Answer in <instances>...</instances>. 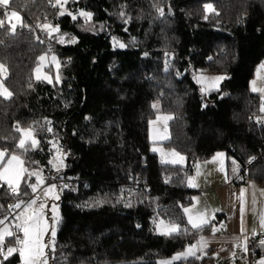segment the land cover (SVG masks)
Returning <instances> with one entry per match:
<instances>
[{
  "label": "trees",
  "instance_id": "trees-1",
  "mask_svg": "<svg viewBox=\"0 0 264 264\" xmlns=\"http://www.w3.org/2000/svg\"><path fill=\"white\" fill-rule=\"evenodd\" d=\"M51 1L12 0L9 9L27 25L15 34L0 6V64L8 70L4 84L12 92L9 100L0 97V149L18 155L28 172L42 169L47 177L53 145L67 154L51 261L158 264L171 259L211 231L212 225L191 229L183 210L195 195L187 179L197 163L225 153L229 168L235 161L243 178L264 181L263 162L247 172L264 148V124L259 121L263 103L249 90L264 63V0L68 4L69 13H91L108 29L97 34L82 31L69 13L61 16ZM209 3L212 12L204 9ZM158 8H163V17ZM46 23L75 39L55 51L61 61L60 86L34 78L39 57L49 48L37 32ZM113 37L126 49H115ZM197 72L223 74L225 80L219 91L203 97L193 79ZM159 114L173 117L165 145L186 159V167L164 165L151 152L149 122ZM17 124L34 129L35 149L16 148ZM4 187L0 220L15 200ZM30 196L27 186L16 200ZM160 221L188 231L159 236L155 229ZM214 263L209 254L176 264ZM2 264H21V259L15 254Z\"/></svg>",
  "mask_w": 264,
  "mask_h": 264
},
{
  "label": "crops",
  "instance_id": "crops-1",
  "mask_svg": "<svg viewBox=\"0 0 264 264\" xmlns=\"http://www.w3.org/2000/svg\"><path fill=\"white\" fill-rule=\"evenodd\" d=\"M262 65L264 63L256 69L249 90L260 97L264 106V67ZM254 81L257 91L252 90ZM217 154L197 163L193 173L187 179V187L194 191L195 195L186 208L207 209L208 222L201 229L193 230H202L212 225L210 233L201 237L193 245L197 248L199 258L212 254L216 261L218 257L220 259L224 257L234 258L239 264H248L239 262L237 258L250 251L252 261V251L258 246H263L260 241L256 245H250V241L264 234V224L258 219L254 221L251 219L256 217V209L260 201H262L264 213V181H260L259 178H243L238 165L233 164L229 168L227 155L222 153L223 155L218 157ZM186 165V159L179 160L178 167H186ZM43 186L45 185H42L40 189ZM45 199L46 201L42 203L47 202L48 199ZM251 207L255 208L254 216L251 214ZM242 208L243 211H241ZM184 214L188 223V216L185 212ZM188 225L192 229L189 223ZM239 244L242 249H236Z\"/></svg>",
  "mask_w": 264,
  "mask_h": 264
},
{
  "label": "rangeland",
  "instance_id": "rangeland-1",
  "mask_svg": "<svg viewBox=\"0 0 264 264\" xmlns=\"http://www.w3.org/2000/svg\"><path fill=\"white\" fill-rule=\"evenodd\" d=\"M11 1L12 0H9V4L7 6H2L7 11L6 21H7V24L9 26H10L9 16H10L11 12L13 11V10L9 9ZM73 2H74V0H61V4L63 6H56V8L58 7L60 12L64 11L65 14L69 13L67 6H68V4L73 3ZM80 13H82V12H76L74 14L70 13V15H72V17L73 16L76 17V19H73V20H78V22H79L78 24H79L80 29L82 31L97 34V33L103 32L104 30H108L107 28H105L104 25H102L98 22H95L93 20L92 14H91V19L86 20L83 15H80ZM61 16H63V15H61ZM11 23H17L18 26H17L16 31L18 30V28H20L19 22L15 21L14 19L11 21ZM44 25H50L52 27H58V26L52 25L50 23H46V24H43V25L37 27V32H38V36H39L40 40H42L46 46H49L48 50L44 51L42 54V55H46L47 59L45 62H43V66L41 67V73L40 74H41V76L49 77L51 79V83H49L47 79L37 80L35 78L36 77L35 71H34V78L38 82H44V83H47V84H50L53 86L54 85L60 86L61 82H62V79H61V61L59 59L58 54L55 51L56 50L58 51V49H60V48H64V47L71 46V45L75 44V39L72 36H70L69 34L61 32L59 27H58L59 32L58 33H52V36L49 37L48 29L44 28ZM10 29H11V26H10ZM11 32H12V29H11ZM61 36L64 37V41H65L64 43L58 42L59 38ZM113 39H114V41H112V42H113L115 49H117V50H125L126 49L127 46L125 44L121 43L120 41H116L115 40L116 38H114V37H113ZM127 43H132V42H127ZM120 44H123L124 47H120ZM49 49H51V51H49ZM53 55L56 57V62H53L51 59V57ZM168 63H169V61L165 60V65H168ZM40 65H41V62L39 61L38 66H40ZM57 76L59 77V80H57ZM216 77H224V79H221L219 81H215L213 78H216ZM193 79L197 83V85L199 86L201 95L203 97H207L209 94L219 91L222 83L225 80V76L223 74L222 75H215V74H210L207 72H197V73H194ZM202 89H203V91H202ZM5 100H9V99H5ZM205 103L208 104L209 102L206 101ZM163 116H170V115L159 114L153 120H151L149 122V140L151 143V152L159 158V160L161 161L162 164L177 167V166H179V160H181L180 157H183V156L165 145V143H167L170 140L169 123L172 119L168 120V121H163V120L157 119L158 117H163ZM259 121L262 124H264V112H262V116L259 118ZM165 127H166V130H165ZM57 148L59 149V151H57ZM53 149H54L53 158L50 161V169H49V172H51V175L49 177L45 176L42 169L30 170L29 172L39 173L40 178L42 179L43 183L37 184V179L35 176L28 177V174L25 173L24 177L21 179L20 189H19V191L21 192L22 189L27 188V184L24 183L25 179H29V180L33 179L34 184H37V191L35 193H33L31 187H29V191L32 193V197L31 196L29 197V199L31 200L33 198V196L35 198H37L36 194L39 192V189L42 185H45L47 188L51 185L56 186L55 189H53L52 192H50L47 196H45V194H44V197L48 199L47 202L44 203L45 208H44V212H43V215L46 218V222L49 225V229L43 237V243L48 245V247H46L44 250L45 251V257L47 258V264H53V262L51 261L50 253L53 252L55 249V240H56V236H55L54 244H52V238H51V227L53 224V221L51 219L53 216L52 206L53 205L57 206V216L59 218V223L55 225V230H56V235H57V229H58V225L60 224V219H61L60 218V200H61V197L64 193L63 185H66V184H64V181H62V179H60V178H62L63 173L65 171L67 154H65L64 151L57 144L53 145ZM153 149H156V150L154 151ZM20 160L22 161L21 158H20ZM182 160L183 161L185 160L184 157ZM173 161H175V162H173ZM22 166L24 167L23 164H22ZM47 178H48V180H47ZM2 184H3V181H0V185H2ZM253 186H255V185H253ZM5 187H7V186L5 185ZM57 195L59 196V199H55V196H57ZM35 198H33V199H35ZM45 201H46V199H45ZM45 201H43V202H45ZM25 202H27V201H25ZM41 203L42 202L38 198L36 200V204L32 206L31 211L38 210L39 205ZM262 209H263V205H262V201H260L258 204V208L256 209V211H257L256 217L251 218V219H253V221H254V219H258V221L260 222L264 218V213H263ZM254 210H255V208L251 207L252 216L255 215ZM23 211H24V206L22 205L19 213H21ZM31 211L28 214H31ZM19 213H18V215H19ZM3 220L5 221L6 224H8L10 226V230L16 231L14 229V225H11L7 221V218H4ZM19 222H20V220H17V223H19ZM165 225H168V224L164 223V225H160V223H158L156 225L155 233L159 236H169V235H162L161 234V231L164 230ZM260 225H262V224H260ZM3 226L4 225H0V227H3ZM16 236H19V238L22 239L23 238V232L22 231L16 232ZM16 236H12V237L6 236L5 237L3 245H2L5 252H6V249L8 247H17V248L21 247L20 245L15 243ZM187 249H188V247L185 250H183L182 252L175 254L171 259L160 260L158 262V264H163V262H166V261H171L172 264H176V263H180V262L187 261L190 259L199 258L197 256V252H196L195 256H189L186 259L185 258H182L179 260L173 259L178 254L186 252ZM236 249H242V246L239 244V246H237ZM260 249H262V250H260ZM257 251L261 252L260 257H257V255H256ZM15 254L19 255L18 252L14 253V254L10 255L8 257V259H10ZM251 254H252L251 264H259V262L261 260H264V245L261 247H259V246L256 247L252 251ZM8 259H4V255H0V264L7 261ZM21 264H22V262H21ZM214 264H239V263H237L234 258L222 257L220 259L218 257V260Z\"/></svg>",
  "mask_w": 264,
  "mask_h": 264
},
{
  "label": "snow or ice",
  "instance_id": "snow-or-ice-1",
  "mask_svg": "<svg viewBox=\"0 0 264 264\" xmlns=\"http://www.w3.org/2000/svg\"><path fill=\"white\" fill-rule=\"evenodd\" d=\"M9 4V0H0V6H7ZM56 6H62L61 0H55V4H53V7ZM204 9L206 12H212L214 11L212 4H205ZM157 11L159 12L160 16H164V10L163 8H158ZM64 11L60 12V15H64ZM70 14V13H69ZM80 15H83L86 20L91 19V13L82 12ZM120 15L123 17L124 13L121 12ZM207 19V16L205 17ZM15 20L19 22L20 27H27V25L23 22L21 16L17 14L16 11H12L9 16V22L12 29L13 34H15L17 29V23H11L12 20ZM73 19H76L75 16H73ZM127 22V20L125 21ZM4 21L0 20V26H3ZM44 28L48 29V35L49 37L52 36V33H58L59 28L58 27H52L50 25H44ZM59 43H64V37L61 36L59 38ZM120 47H124L123 44H120ZM51 51V49H49ZM47 59L46 55H42L39 57V61L41 62V65L38 66L35 69L36 73V79H47L49 83H51V79L47 76H41V67L43 66V62H45ZM53 62H56V57L53 55L51 57ZM264 67V65H262ZM167 70V69H166ZM7 68L0 64V97H3L4 99H10L12 97V92L9 91L7 87H5L4 81L7 79ZM215 81H219L221 79H224V77H216L213 78ZM57 80H59V77L57 76ZM253 91H257V88L255 87V81L253 82ZM203 91V89H202ZM153 107H156V105H153ZM261 111L264 112V106H262ZM173 117L171 116H163L158 117V120L168 121L171 120ZM51 123L50 121L48 122ZM16 132L20 134L18 143L16 144V148L23 150L24 152H27L29 148H36L38 145V141L35 139L34 136V129L32 127L24 128L21 127L19 124L15 126ZM166 130V127H165ZM48 131H51V128H48ZM166 138V137H165ZM154 151L156 149H153ZM57 151L59 149L57 148ZM175 155V154H174ZM222 153H218L217 156H222ZM62 159V158H61ZM182 160L183 157H180ZM254 159V158H253ZM215 160V158H214ZM175 162V161H173ZM23 161L20 160V157L16 155L15 153H10L8 150L0 149V181H3V184L0 185V187L7 186L9 189H11V192L14 196L20 195V182L21 179L24 177V174L27 173L28 177L35 176L37 179V184L43 183L42 179L40 178L39 173L36 172H28L27 169H25L23 166ZM233 164H235V161H233ZM24 183L28 185V187H31L32 192L35 193L37 191V184H30L28 183V180L25 179ZM191 184V181H189ZM194 186V185H193ZM55 185L49 186L45 190V196H47L50 192H52L53 189H55ZM27 194V193H25ZM243 196V192L241 193ZM36 199H32L30 201H18L15 205L10 206V208H21V206H24V211L19 213V215L16 217L17 220H20L19 223L14 224V229L16 231L10 230V226L5 223L4 220H0V225H4L3 227H0V255H4V259H8V257L14 253H19V256L21 258L22 264H47V258L45 257V248L48 247V245L43 243V237L45 233L49 229V225L46 222V218L43 215L45 204L41 203L39 205V209L35 211L32 210V206L36 204ZM55 199H59V196H55ZM184 212L188 216V223L191 225L192 229H201L207 222V209L197 210L195 208H184ZM31 211V214H28ZM243 211V208L241 209ZM52 227H51V238H52V244H54L55 236H56V230L55 225L59 223V218L57 216V206H52ZM261 223L264 224V219L261 220ZM160 225H164V221H160ZM22 231L23 232V238H19V236H16V232ZM188 230L187 229H181L179 224H174L169 222L168 225H165L164 230L161 231L162 235H179L184 234ZM215 231V229H214ZM255 234V233H254ZM12 237L16 236L15 243L20 245L21 247H8L6 249V252L4 251L2 245L4 242L5 237ZM261 245H264V240L260 241ZM196 246L190 245L186 252L178 254L176 257H174V260H179L182 258H187L189 256H195L196 255ZM163 264H172L171 261L163 262ZM259 264H264V260H261Z\"/></svg>",
  "mask_w": 264,
  "mask_h": 264
},
{
  "label": "built area",
  "instance_id": "built-area-1",
  "mask_svg": "<svg viewBox=\"0 0 264 264\" xmlns=\"http://www.w3.org/2000/svg\"><path fill=\"white\" fill-rule=\"evenodd\" d=\"M53 4H55V0H52V1H51V3H50V7H51V8H56V7H53ZM62 6H63V5H62ZM248 20H249V16H248V14L246 13V14H244V16H243V20H242L243 25L246 26L247 23H248ZM258 162H263V163H264V148H263V149L258 153V155H256V156L254 157V159H252V160L250 161V163L247 165V172H248V170H249L250 167H252L253 165H255V164L258 163ZM27 180H28V183H30V184H33V183H34L32 179H30V180L27 179ZM64 184H66V183L64 182ZM27 186H28V185H27ZM46 189H47V187H46V186H43V187L39 190V192L36 194V196L39 197V200H40L41 202L45 201L44 194H45V190H46ZM4 191H5V193H7L10 197L15 198V200L12 201V202L7 206V208H6V218H7V221H8L11 225H14L15 223H17V219H16V217H17V215H18V213H19V211H20L21 208H18V209H17V208H10V206L15 205V204L19 201V200H16L18 196H14V195L12 194V192H11V189H9L8 187H4ZM127 191H131V187L127 188ZM21 207H22V206H21ZM262 240H264V234H260L258 239H253V240H251V241H250V245H256V244L258 243V241H262ZM237 259H238L239 262L250 264V262H251L250 251L247 252V253H245V254H241V255H239Z\"/></svg>",
  "mask_w": 264,
  "mask_h": 264
}]
</instances>
